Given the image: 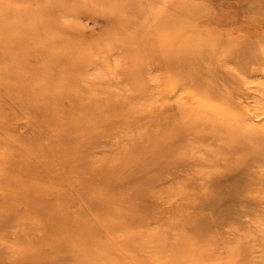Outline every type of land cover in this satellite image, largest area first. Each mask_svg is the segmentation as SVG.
<instances>
[{"label":"rangeland","instance_id":"374dc122","mask_svg":"<svg viewBox=\"0 0 264 264\" xmlns=\"http://www.w3.org/2000/svg\"><path fill=\"white\" fill-rule=\"evenodd\" d=\"M164 9L191 49L264 39V0H0V178L115 196L123 264H264V63L211 88L140 46Z\"/></svg>","mask_w":264,"mask_h":264},{"label":"bare ground","instance_id":"6f19581e","mask_svg":"<svg viewBox=\"0 0 264 264\" xmlns=\"http://www.w3.org/2000/svg\"><path fill=\"white\" fill-rule=\"evenodd\" d=\"M169 11L164 9L163 13L148 14V20L152 17L153 20L156 18V22L151 24L152 31L140 41V46L147 48L152 44L164 50L168 58L162 57L170 61V65L174 63L171 57L180 53L181 57L189 58L190 65L201 74L216 73V77L208 79L211 88L218 91L221 84L233 85L242 81L245 77H241L240 71L248 74L257 69L258 64L264 63L263 38L257 40L258 48L250 39L240 40L243 41L241 45L229 44L234 39L227 41L228 44L225 43L219 55L213 38H209L208 42H199L197 47L191 49L190 45L183 43L185 36L176 27ZM167 12L168 20L165 15ZM41 18L45 19L43 16ZM213 55L218 57L215 59ZM203 58L208 62L205 63ZM229 58L235 59L239 70L231 73L222 71ZM9 170L14 172L12 168ZM8 184L13 186L8 187ZM2 187L6 189L7 195L0 198V230L4 231L0 238L11 235L6 232L7 228L13 229L14 238L12 244L0 250V264H123L119 258L124 257V239L111 234L109 229V225L115 227L109 217H119L123 210L115 196L99 197L86 205L75 200L65 201L58 192L44 194L41 188L39 191L37 187L30 188L29 179L21 176L11 181L2 175L0 189ZM36 191L39 194L36 195ZM90 210H95V213L91 214ZM94 216L95 221L90 219Z\"/></svg>","mask_w":264,"mask_h":264}]
</instances>
